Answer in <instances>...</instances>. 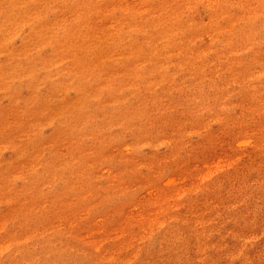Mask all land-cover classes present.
<instances>
[{
    "label": "rangeland",
    "instance_id": "obj_1",
    "mask_svg": "<svg viewBox=\"0 0 264 264\" xmlns=\"http://www.w3.org/2000/svg\"><path fill=\"white\" fill-rule=\"evenodd\" d=\"M25 1L37 22L0 13V31L14 23L18 40L49 37L52 46L23 58L9 37L0 43V264H147L146 241L170 227L211 237L194 263L218 264L206 259L218 245L232 264H245V246L264 242L251 211L236 204L243 172L264 174V37L240 46L235 34L264 18V0ZM198 7L210 15L196 16ZM45 23L48 31L29 30ZM119 38L132 44L116 47L123 54L111 48ZM48 55L35 70L33 59ZM149 62L160 78L144 95L128 81L139 84ZM17 68L24 78L12 94ZM45 78L48 91L37 85ZM164 85H191L195 96L174 100ZM141 95L153 106L134 132L122 121L109 129L110 115Z\"/></svg>",
    "mask_w": 264,
    "mask_h": 264
},
{
    "label": "bare ground",
    "instance_id": "obj_2",
    "mask_svg": "<svg viewBox=\"0 0 264 264\" xmlns=\"http://www.w3.org/2000/svg\"><path fill=\"white\" fill-rule=\"evenodd\" d=\"M25 0H0V13L3 14H9V11H12L13 13H17L20 17L27 18L30 21L37 22L35 18H33L29 11L25 7H23V4L26 3ZM38 1V0H37ZM74 0H69V4L72 3ZM5 2V4H4ZM196 16L201 17L204 15V13L210 15L209 12H205L203 8L198 7L195 10ZM37 18V16H36ZM41 20V19H40ZM30 26V25H28ZM42 24L37 26H31L29 30L31 32H41L42 30H47L49 25L43 24L44 29H42ZM15 24L10 23L7 28H5L3 31H0V43L2 42V39L4 37H9L11 40L12 45L14 46L15 51H19L21 49V55L23 58H25L28 54L31 55L37 50H46L49 47L52 46V42H50L49 37H45L43 39L39 40H32L29 37L22 38L18 40V36L14 35ZM0 26V30H2ZM73 30V29H72ZM240 32L236 33L235 40L239 43L240 46L245 45V41H243L246 36L247 37H253L256 35L257 40H263L264 37V18H258V19H252L251 21H246L245 24L240 28ZM244 35L241 37L240 35ZM166 35V34H163ZM102 39V38H101ZM149 41L145 42V45L143 46H137L139 49H144L149 44ZM158 45H160L158 43ZM132 46V44H124L122 43V39L119 38L115 44H111V48H115L118 54H123L124 52H121L117 50L116 47H129ZM251 48H255L254 45H251ZM142 51V50H141ZM160 57V56H159ZM52 57L48 55L46 59L42 57H36L33 59L35 64V70H39L41 67H44L45 65L42 64L41 61L44 60V63L50 62ZM131 62L130 59L125 58V62ZM220 62V61H219ZM218 62V63H219ZM86 63V62H84ZM249 63H252V60L249 61ZM186 65H190L187 62ZM155 65L154 62H149V64L145 65L142 69V78L141 82L138 84L134 81H128L129 85H132L133 88L140 87L143 90L144 95L148 93V88H151V85L149 84L150 80H157L160 78V76L155 73H152V70L149 69ZM183 69V68H182ZM181 69V70H182ZM22 70L20 68H17L14 77L17 78V83L12 84V86L9 88L12 94H18L21 92V87L18 85L21 81V79L24 78V75H22ZM180 72V70H179ZM69 77V76H68ZM181 77V76H178ZM9 79V77H8ZM84 77H80L79 80H83ZM21 80V81H20ZM185 79H180L179 82L184 81ZM41 84L45 90H49L53 87L52 83H48V78H45L41 80L37 85ZM163 92L169 93L170 95L174 96V100H181L183 97H194L195 96V89L188 85L187 87H184L182 89H175L168 87L164 85ZM32 87H27L26 91L32 90ZM209 87H206L205 90L201 92V94H205ZM141 95L138 102L136 103H129V104H123L120 106V110L112 115H110V123H109V129H112L111 127L118 124L119 121H122L123 124H125L126 128L131 129L134 132L133 125L136 120L139 119V121L142 123L145 119V116L141 113L142 110L146 109L149 110L153 105L148 102L147 96ZM197 95H200V93H197ZM41 97V96H40ZM207 100V97L204 98ZM205 100H202L204 103H206ZM61 102L60 100H56L55 104L59 105ZM72 108V105H69ZM66 107V110L68 111L66 114V119H69L70 117V110ZM180 110L183 111L184 118L188 119V107H180ZM201 113V112H200ZM147 114V113H146ZM85 114L81 115L82 117ZM162 117L166 120L167 118L161 114ZM87 118L86 126H90L91 130L94 129L99 123L98 118L95 115H89L85 116ZM157 122H161V116L158 114L155 116ZM154 117V118H155ZM153 118V119H154ZM76 128L74 129L73 133H82V131L86 128ZM108 129V130H109ZM124 134L131 139L139 140L141 136L148 137L147 134H143L142 132H138L135 136L133 133L129 131L123 130ZM140 145V143L136 144ZM35 145L30 146L29 148H34ZM213 151V150H212ZM74 167V166H73ZM261 169H254V168H248L243 172V178L240 181V189L242 190V194L237 195L236 204L243 206L245 210L251 211V218L253 219V229L256 231V236L262 238L261 242L264 241V174L261 173ZM52 172V169H50L49 174ZM242 195V196H241ZM171 231L167 232L164 231L161 233V237L159 241H155L152 238H149L145 243L144 248V254L146 256L147 264H197L194 263L198 256L196 254H204L207 249L205 250V246L207 245V242L211 239V237H208V234L205 236H196L195 234L191 233V236H189L188 233L182 232V231H175L172 227ZM31 231V230H30ZM190 231V229H189ZM47 239L53 243L55 239V234L53 232L49 231V234L47 236ZM217 241V240H216ZM46 246L50 247L52 244L45 243ZM57 245H62L64 248L55 247L53 248L54 251L61 254L64 253L66 255L68 253L67 248L62 243H57ZM204 248L203 251H201V248ZM218 247V245H217ZM216 250L207 255L206 259L212 260L217 262L218 264H232L231 261H229V255L225 252H221V248H217ZM231 248V247H230ZM46 251V249H43ZM74 253L73 251H71ZM244 257L245 260H243V263L248 264L246 261L250 262V264H255L258 259L262 260V264H264V242L262 244H256L252 243L244 248ZM44 257H47L50 259V254H44L42 253ZM144 254L140 255L138 254V258L141 259V256H144ZM222 255L226 258V260H223ZM254 255H258L253 257ZM145 258V257H144ZM107 258H103L99 262L101 264H113L112 262L106 260ZM9 262H12L14 260V255H11L8 258ZM27 262V264H31L33 262L32 259L25 258L23 259ZM259 260V261H260ZM223 261V263L221 262ZM258 261V262H259ZM21 262L20 259L16 258L15 264H19ZM130 262V261H129ZM257 262V263H258ZM128 263V262H127ZM117 264H125L117 262ZM133 264V263H132Z\"/></svg>",
    "mask_w": 264,
    "mask_h": 264
}]
</instances>
